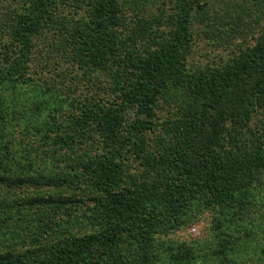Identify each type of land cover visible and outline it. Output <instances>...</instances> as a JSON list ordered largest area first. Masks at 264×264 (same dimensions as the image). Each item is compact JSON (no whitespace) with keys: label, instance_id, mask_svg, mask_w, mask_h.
Here are the masks:
<instances>
[{"label":"trees","instance_id":"16d2710c","mask_svg":"<svg viewBox=\"0 0 264 264\" xmlns=\"http://www.w3.org/2000/svg\"><path fill=\"white\" fill-rule=\"evenodd\" d=\"M71 1H0V264H264L257 231L243 252L222 230L248 219L249 181L264 170V31L196 67L195 7L206 36L222 38L220 3L174 1L168 33L153 27L166 15L148 5L158 0ZM45 54L62 83L86 79L94 93L42 91L30 63ZM24 86L38 93L26 115L4 96ZM172 103L161 134L156 112ZM18 123L40 138L43 165L40 148L13 149ZM209 208L220 218L210 253L161 239Z\"/></svg>","mask_w":264,"mask_h":264},{"label":"rangeland","instance_id":"374dc122","mask_svg":"<svg viewBox=\"0 0 264 264\" xmlns=\"http://www.w3.org/2000/svg\"><path fill=\"white\" fill-rule=\"evenodd\" d=\"M145 1L146 0H144V3ZM174 1L176 0H165V6L161 5L163 2L162 0L148 4L151 7L153 13L159 14V10H165L164 12H166V15L164 14V18L160 24L161 26H158L156 23H154V29H158L160 32L165 31L168 33L173 29L174 22L168 18V15L173 16L177 12L176 10L174 11ZM193 1L197 2L198 0ZM199 2L201 5L205 4V6H209V9H211L214 4L220 3L222 5L223 9L219 12L221 14H224L225 12V28L219 27V29L225 30V35H223L222 38L207 37L204 31L206 27L208 28V26L206 23L201 21V15L203 12L199 11L195 7L194 12L197 15V18L194 20L192 29L194 31L193 33L195 35L196 43L193 53L189 59L190 66L200 67L226 63L234 56L236 52L238 53L240 49L242 50L246 47L254 46L257 38L264 31V0H223L225 4L219 0H199ZM6 3L7 2H5V4ZM243 8L250 10V12L248 14L245 13ZM67 9L72 10L70 7H66V10ZM149 10L150 8H148L147 13L139 15L140 18L144 17L147 19ZM251 13H253V15L249 16ZM238 14H240L241 18L237 17ZM227 15L231 17L233 16V18L229 19ZM150 20L153 21V18H150ZM137 21L135 20L131 24L135 29L138 25ZM155 33L156 31H152L151 36H153ZM35 56L36 57L30 63L32 69L31 71L38 73L39 71L43 72L44 78H42L39 83L42 91L50 88L58 91L61 95H73L74 97L80 96L81 98H84L85 94L94 93L96 87L93 86L92 82L86 81V79L84 82L82 81L81 83H78V81H72L70 78H68L65 83H62L61 79L55 76L60 69L52 66L50 61L47 60L48 55L45 54L44 57L41 55ZM46 60L47 62H45ZM39 78L40 77L36 76L35 79ZM26 91L31 92L32 89H27V87L24 86L21 95H19L18 98L17 96L11 95L10 93L4 94V96L12 103L15 100H19V98H21L16 102V104L19 105V109L22 110L25 115L27 114L26 106L35 102L38 96L37 92L25 94ZM106 97L110 98V100H114L115 98L114 93L112 92L110 94L108 91L106 92ZM162 107L163 109H160L156 112V123L159 125L161 134L165 132V127H163V124L165 123L168 125L173 117V114H175L180 108L175 103L170 105L162 104ZM67 114H70V111H68ZM18 120L24 122V120L18 118L16 122H19ZM256 122H258V118ZM9 136L11 142L14 141L12 147L16 151H18L17 148H22L24 146L29 149L40 148L41 150L35 155V157L38 163L43 165V151L39 145L40 138L35 133L27 132L25 125L18 123V125H15L14 129H12ZM249 184L253 187L249 189V194L247 197V201L251 207V212L248 215V219L239 220L235 223L233 221L230 223L231 225H225L222 228L223 231L232 232L231 235H234V238H232L234 241L239 244L241 242L240 247L243 248H241L243 252L247 250L250 252L251 248L252 250L254 249L252 246H247L246 248L244 247L249 245V239L245 237L244 232L250 228H252L251 230L257 231V235L255 237L261 241V245H264V234H262V231L264 230V170L254 175L249 181ZM42 192L44 194H48L50 190L43 189ZM90 204L92 203L87 202V205ZM217 218H219V213L215 209L209 208L203 209L201 211H195V214L189 223L172 233H168V235L161 237V239L163 238L167 241L186 243L193 248H202L206 250V252L210 253L208 248L211 242H213V239H215V234L217 232L216 226L218 224ZM239 238H244L246 240H239ZM260 246L257 248L261 249ZM199 254L200 256H203V253L199 252ZM246 258L245 264H256L255 261H251V259L248 257ZM203 260L206 259L203 258L201 263L215 264L212 260H206L207 262Z\"/></svg>","mask_w":264,"mask_h":264}]
</instances>
